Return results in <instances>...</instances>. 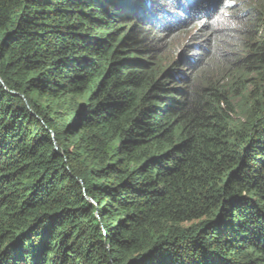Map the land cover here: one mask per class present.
<instances>
[{"label": "trees", "instance_id": "16d2710c", "mask_svg": "<svg viewBox=\"0 0 264 264\" xmlns=\"http://www.w3.org/2000/svg\"><path fill=\"white\" fill-rule=\"evenodd\" d=\"M244 8L0 0V264H264V0Z\"/></svg>", "mask_w": 264, "mask_h": 264}, {"label": "rangeland", "instance_id": "374dc122", "mask_svg": "<svg viewBox=\"0 0 264 264\" xmlns=\"http://www.w3.org/2000/svg\"><path fill=\"white\" fill-rule=\"evenodd\" d=\"M246 0H226L227 4H230L232 6V9L230 11H241L244 10V5H245ZM233 2H236V4H232ZM218 11L214 13L213 16H210L208 22L210 23V26L216 27H222L225 22H227V25L229 24V16L231 12H229L228 17L226 16L224 20H219L216 19L217 16L220 15L221 8H217ZM216 26V27H215ZM227 27V26H226ZM239 29V28H236ZM170 37V36H169ZM167 37V38H169ZM204 37V32H202L199 28L196 27H188L184 32L179 33V35H176L175 38L169 40L172 42V49L175 48V52H171V55L180 58L182 57V52L184 51L185 53L187 52V48H191L195 45H199L202 43ZM182 60V59H181ZM237 68V67H235ZM233 69V65H229L226 63V75H228L231 70ZM188 71V72H187ZM193 71L194 69L191 67L187 70L183 69V76L186 77L184 81H180L179 77L178 79L174 80L175 86L179 88H184L185 87V82L193 77ZM191 72V73H190ZM216 73V71H215ZM214 73V74H215ZM194 82V81H193Z\"/></svg>", "mask_w": 264, "mask_h": 264}, {"label": "bare ground", "instance_id": "6f19581e", "mask_svg": "<svg viewBox=\"0 0 264 264\" xmlns=\"http://www.w3.org/2000/svg\"><path fill=\"white\" fill-rule=\"evenodd\" d=\"M201 1V0H200ZM219 1V0H218ZM226 1V0H225ZM222 3V2H221ZM199 4V3H198ZM210 5V4H209ZM216 6V5H215ZM224 6V5H223ZM220 8V7H219ZM258 50V49H257ZM260 51V50H259ZM258 52V51H257ZM193 58V57H192ZM196 58V57H195ZM194 58V59H195ZM199 59V58H198ZM201 60V59H200ZM251 64V63H250ZM258 68V67H257ZM188 72V71H187ZM191 73V72H190ZM241 78V77H240ZM248 80V79H247ZM237 86V85H236ZM237 88V87H236ZM260 88V87H259ZM239 94V93H238ZM245 104V103H244ZM257 106V105H256ZM237 109V108H236ZM187 111V110H186ZM239 113H241V111L239 112ZM252 113H253V111H252Z\"/></svg>", "mask_w": 264, "mask_h": 264}, {"label": "water", "instance_id": "95a60500", "mask_svg": "<svg viewBox=\"0 0 264 264\" xmlns=\"http://www.w3.org/2000/svg\"><path fill=\"white\" fill-rule=\"evenodd\" d=\"M0 84H2L1 81H0ZM11 94H12V95H15L14 93H11ZM55 149H56V148H55Z\"/></svg>", "mask_w": 264, "mask_h": 264}, {"label": "clouds", "instance_id": "9594fccd", "mask_svg": "<svg viewBox=\"0 0 264 264\" xmlns=\"http://www.w3.org/2000/svg\"><path fill=\"white\" fill-rule=\"evenodd\" d=\"M183 11V10H182Z\"/></svg>", "mask_w": 264, "mask_h": 264}]
</instances>
